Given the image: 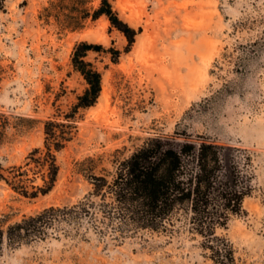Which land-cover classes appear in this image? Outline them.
Masks as SVG:
<instances>
[{
	"label": "rangeland",
	"instance_id": "obj_1",
	"mask_svg": "<svg viewBox=\"0 0 264 264\" xmlns=\"http://www.w3.org/2000/svg\"><path fill=\"white\" fill-rule=\"evenodd\" d=\"M52 0H0V111L5 114L0 162H24L42 146L44 120L66 111L86 86L71 55L82 40L121 50L85 58L102 73L97 102L80 110L77 130L57 152L59 172L46 194L26 197L0 181V227L51 204L84 196L91 184L79 168H113L151 136L207 140L247 148L253 155V191L246 213L218 233L230 239L239 264H264V0H111L120 17L141 28L129 51L105 16L68 22L78 12L47 13ZM50 9H53L49 6ZM53 12V11H52ZM47 13V14H46ZM56 14V15H55ZM88 157H91L89 159ZM36 183L41 182L40 175ZM0 264H213L199 237L138 231L123 241L49 235L3 244Z\"/></svg>",
	"mask_w": 264,
	"mask_h": 264
},
{
	"label": "trees",
	"instance_id": "obj_2",
	"mask_svg": "<svg viewBox=\"0 0 264 264\" xmlns=\"http://www.w3.org/2000/svg\"><path fill=\"white\" fill-rule=\"evenodd\" d=\"M83 1L52 0L49 6L53 9L48 6L46 12L54 14L70 2L78 12ZM67 15L61 22L74 29L85 19L105 16L125 37V51L131 49L141 31L120 17L111 0H99L96 7L78 16L76 13V21L68 22ZM89 50H107L114 62L121 52L79 41L71 63L85 80L83 91L66 111L57 108L44 120L43 144L32 148L23 163L4 168L0 162V181L26 197L46 194L54 187L59 172L57 152L73 138L80 110L94 105L101 94L102 73L85 58ZM3 117L0 111V143ZM253 168V155L244 147L215 143L202 136L183 141L160 135L148 137L128 156L116 159L110 170L96 171L95 163L79 168L83 172L88 169L86 176L91 184L80 199L45 206L7 224L5 229L0 227V255L5 242L15 247L49 235L86 237L91 231L100 238L121 242L141 230L168 235L185 230L199 237L203 255L213 264H239L233 243L218 229L226 227L232 216L246 213L244 199L254 188ZM39 175L41 182L36 183Z\"/></svg>",
	"mask_w": 264,
	"mask_h": 264
}]
</instances>
